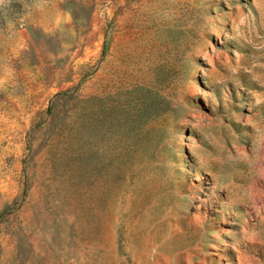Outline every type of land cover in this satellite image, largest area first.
<instances>
[{
	"label": "rangeland",
	"instance_id": "rangeland-1",
	"mask_svg": "<svg viewBox=\"0 0 264 264\" xmlns=\"http://www.w3.org/2000/svg\"><path fill=\"white\" fill-rule=\"evenodd\" d=\"M153 254L264 264V0H0V264Z\"/></svg>",
	"mask_w": 264,
	"mask_h": 264
},
{
	"label": "crops",
	"instance_id": "crops-1",
	"mask_svg": "<svg viewBox=\"0 0 264 264\" xmlns=\"http://www.w3.org/2000/svg\"><path fill=\"white\" fill-rule=\"evenodd\" d=\"M186 255H196V256H201V255H207L206 253L197 251L193 253H185ZM154 256L151 257L150 264H207L208 259L203 256V257H197L195 259H190V258H180L178 260L176 259H169L167 257H163L162 255L157 256L156 254H153ZM225 261V260H223Z\"/></svg>",
	"mask_w": 264,
	"mask_h": 264
}]
</instances>
